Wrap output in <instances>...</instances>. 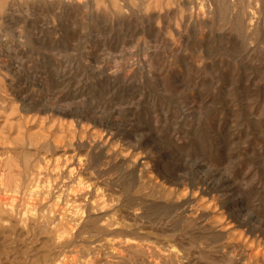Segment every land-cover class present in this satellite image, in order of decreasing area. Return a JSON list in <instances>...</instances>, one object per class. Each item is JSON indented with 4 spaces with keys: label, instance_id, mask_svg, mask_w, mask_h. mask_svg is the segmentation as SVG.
<instances>
[{
    "label": "rangeland",
    "instance_id": "374dc122",
    "mask_svg": "<svg viewBox=\"0 0 264 264\" xmlns=\"http://www.w3.org/2000/svg\"><path fill=\"white\" fill-rule=\"evenodd\" d=\"M0 183V264H264V0H0Z\"/></svg>",
    "mask_w": 264,
    "mask_h": 264
},
{
    "label": "bare ground",
    "instance_id": "6f19581e",
    "mask_svg": "<svg viewBox=\"0 0 264 264\" xmlns=\"http://www.w3.org/2000/svg\"><path fill=\"white\" fill-rule=\"evenodd\" d=\"M1 184V183H0ZM29 185H31V184H29ZM15 190V189H14ZM79 191V190H78ZM5 192V191H4ZM18 193V192H17ZM10 199V198H9ZM101 202V201H100ZM102 203H104V202H102ZM98 204V203H97ZM4 206V205H3ZM75 213V212H74ZM72 216V215H71ZM74 228V227H73ZM71 234V233H70Z\"/></svg>",
    "mask_w": 264,
    "mask_h": 264
}]
</instances>
